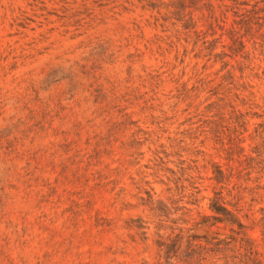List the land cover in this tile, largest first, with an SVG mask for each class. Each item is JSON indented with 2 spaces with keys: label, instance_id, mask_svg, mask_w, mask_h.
Segmentation results:
<instances>
[{
  "label": "rangeland",
  "instance_id": "374dc122",
  "mask_svg": "<svg viewBox=\"0 0 264 264\" xmlns=\"http://www.w3.org/2000/svg\"><path fill=\"white\" fill-rule=\"evenodd\" d=\"M178 1L0 0V264H264V0Z\"/></svg>",
  "mask_w": 264,
  "mask_h": 264
},
{
  "label": "trees",
  "instance_id": "16d2710c",
  "mask_svg": "<svg viewBox=\"0 0 264 264\" xmlns=\"http://www.w3.org/2000/svg\"><path fill=\"white\" fill-rule=\"evenodd\" d=\"M233 4L231 5H227L224 3H221L218 5V9L220 10V20L223 24H226V13L227 12H232L233 16L239 17L240 15L243 16V13L246 12L245 7L248 5V2L245 0H242V2H239V0H232ZM177 7L181 8L182 10H184V8H186L185 4L179 0L177 3ZM258 12H264V7L260 8L258 10ZM235 25H238V23L233 19L232 22L229 24V26L227 27V31L230 34V40L232 42V44H235L237 42V45L240 47L239 50L242 51L244 49V45L242 43V41L240 40V35H239V31L238 29L235 27ZM183 29L184 30H189L190 27V23L189 21L183 23ZM222 35H220L221 37ZM223 47V46H222ZM231 51L233 50L234 54L233 56H236L235 54H237L236 51H234L235 49H230ZM224 55V54H222ZM219 56V55H216ZM233 58V57H231ZM223 65H227V63H223ZM213 177L212 179L214 180V182L216 184H221L223 183V181L225 180V175L223 173V171L221 170V168L214 164L213 165ZM208 209L211 211L212 213V218L219 222L222 220H226L228 222H230L231 224H236L239 228H240V224L237 220V218L235 217V215L227 210L225 208V206H223L220 203V197L217 193L214 192V196L212 198L209 199V204H208Z\"/></svg>",
  "mask_w": 264,
  "mask_h": 264
}]
</instances>
